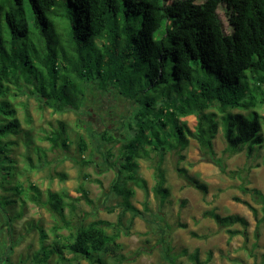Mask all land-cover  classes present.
Returning <instances> with one entry per match:
<instances>
[{
    "label": "trees",
    "instance_id": "1",
    "mask_svg": "<svg viewBox=\"0 0 264 264\" xmlns=\"http://www.w3.org/2000/svg\"><path fill=\"white\" fill-rule=\"evenodd\" d=\"M22 97L34 98L39 108L52 113H78L76 126L85 130L93 146L87 158L88 142L79 133L72 142L61 120L43 139L52 149L64 151L75 143L78 156L70 159L80 167L97 160L100 169L101 165L113 168L109 191L122 197L116 226L100 219L73 223L63 213L68 194L48 190L44 205L55 218L56 238L45 245L44 230L33 225L41 244L33 263L44 264L55 254L57 264H76L80 259L108 264L107 255L115 259L113 264H120L127 259L117 241L123 214L127 210L133 217L142 213L130 203L133 190L127 186L132 182L146 188L137 172L140 158H150L151 151L158 155L152 189L160 201L169 195L161 167L165 152L175 151L181 159V152L194 140L203 155L224 171L222 160L214 159L213 139L219 129L227 151L246 147L250 155L261 149L264 165V114L259 111L264 107V0H0V143L20 130L13 100ZM119 101L124 102L123 112L111 114L110 108ZM95 103L109 108L97 114ZM86 113L96 116L99 124L88 120ZM190 115L195 117L191 127L185 120ZM14 143L0 144V169L9 171L5 180L12 177L8 163L14 162L9 156ZM29 167L35 166L30 162ZM177 170L189 184L207 191L186 170ZM18 183L15 190L21 193ZM4 184L0 182V187ZM27 186L25 199L42 204L37 186L31 181ZM78 191L76 200L91 203L84 187ZM254 193L262 202V217L241 201L252 210L258 225L264 216V195ZM0 210L9 232L12 217L1 201ZM203 216L226 227L231 237L246 236L249 221L243 215H221L210 209ZM234 225L242 231L230 228ZM60 228L69 231L63 239L56 233ZM165 257L168 264H178L177 255ZM189 258L199 263L197 250Z\"/></svg>",
    "mask_w": 264,
    "mask_h": 264
},
{
    "label": "rangeland",
    "instance_id": "2",
    "mask_svg": "<svg viewBox=\"0 0 264 264\" xmlns=\"http://www.w3.org/2000/svg\"><path fill=\"white\" fill-rule=\"evenodd\" d=\"M220 17L227 29L223 15ZM13 104H16L20 130L17 134L3 137V142L0 143L15 142L9 152L14 161L8 163L12 166L11 180L4 179L9 171L0 169V182L6 183L4 187H0V196H4L0 201L12 217L10 231L6 232L3 223L6 218L0 210V251L5 249L0 264H36L33 263V255L41 244L38 230L33 225H39L44 230L47 236L45 245L52 244L56 238L53 231L55 218L44 205L48 190L68 194L69 197L64 199L68 205L64 206L63 213L65 218L73 223L78 219L84 223L100 219L115 223L116 226L118 213L122 210V197L109 191L110 182L115 176L113 168L104 169L101 165V169H104L101 171L95 164L97 160L80 167L70 159L78 156L75 143H71L69 149L64 151L60 148L52 149L49 142L43 139L45 133L56 127L61 120L67 125L72 142L76 141L77 133L88 142L85 153L87 158L93 146L85 130L76 126L78 113L73 110L61 114L52 113L48 108H39L37 101L32 97L16 98ZM123 104L124 102L119 101L113 105L110 108L111 114L123 112ZM94 105L97 106L94 111L97 114H104V110L109 108L106 103ZM259 111L264 114V107ZM86 118L99 124L96 116H87L86 113ZM185 120L190 127L195 124V117L192 115L187 116ZM118 146L119 144L113 147L114 153ZM213 150L214 159L222 160L224 171H221L208 155H203L194 140L181 152V159L175 151L164 153L161 167L165 175L164 186L168 188L169 195L163 201H160V197L154 194L152 189L155 183L153 162L158 159V155L151 151L150 158L139 159L137 172L145 180L146 188L132 182L127 186L133 190L129 197L130 203L142 213L133 217L132 212L127 210L123 214L117 241L122 246L120 254L127 259L120 264H168L165 255L169 254L177 255L178 264H264V216L256 225V219L248 206L256 208L258 217H262V202L254 193L256 190L264 195L261 149L253 150L250 155L246 147L230 153L219 129L213 139ZM27 157L35 167H29ZM39 157L43 160L41 163ZM100 161L98 158L99 163ZM177 168H183L187 175L204 183L207 191L202 193L189 184ZM59 174L64 178L61 179ZM83 174L87 177H83ZM16 181L19 182L18 185H22L21 193L15 190ZM29 181L39 189L42 204L25 199ZM80 186L87 190L91 203L84 199H75L80 195ZM70 204L74 205L72 212L69 209ZM210 209L221 215L238 213L245 216L249 221L246 236L236 233L231 237L226 227H220L210 217L203 216V212ZM18 212L21 213L20 217L16 216ZM230 228L242 231L239 225ZM68 232L66 228L56 231L61 239ZM108 232H112V229L109 228ZM191 232L196 236L191 235ZM160 239H163L162 243ZM162 246L169 250L168 254ZM195 250L199 263H194L189 258ZM65 255L72 256L68 252ZM5 257H9L10 263ZM104 259L108 264L115 261L109 255ZM44 264H57L56 255L51 254ZM76 264L89 263L80 259Z\"/></svg>",
    "mask_w": 264,
    "mask_h": 264
},
{
    "label": "flooded vegetation",
    "instance_id": "3",
    "mask_svg": "<svg viewBox=\"0 0 264 264\" xmlns=\"http://www.w3.org/2000/svg\"><path fill=\"white\" fill-rule=\"evenodd\" d=\"M91 112V111H90ZM95 114V113H94Z\"/></svg>",
    "mask_w": 264,
    "mask_h": 264
}]
</instances>
